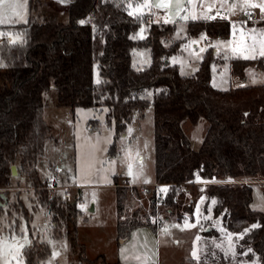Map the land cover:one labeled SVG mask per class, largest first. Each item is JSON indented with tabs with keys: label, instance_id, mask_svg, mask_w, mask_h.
<instances>
[{
	"label": "trees",
	"instance_id": "1",
	"mask_svg": "<svg viewBox=\"0 0 264 264\" xmlns=\"http://www.w3.org/2000/svg\"><path fill=\"white\" fill-rule=\"evenodd\" d=\"M137 1L69 0L63 6L45 0L66 10L67 20L62 22L54 12L34 18L31 10L43 1L28 0L25 22L0 24V29L6 30L0 33V188L20 185V181L32 187L34 196L29 198L47 211L53 236H65L79 257L83 247L75 235L77 200L61 199L45 187L35 167L43 143L50 137L42 93L52 84L59 105L104 108V120L116 135L133 111L141 116L151 103L154 180L164 185L160 208L181 224L199 225L198 261L264 264V211L249 205L250 182L206 184L202 204L204 210L208 205L211 213L199 219L192 212L193 198L183 207L185 215L178 211L177 200L186 185L193 188L200 180L264 178V81L228 88L213 86L209 80L211 64L221 58L212 45L206 46L193 72L180 74L178 64L169 57L178 51L181 38L164 42L173 34L174 23L155 22L144 13L129 15L128 3ZM230 24L227 19H188L186 36H223L229 33ZM142 25L143 35L137 36ZM135 47L149 51L148 63L142 68L131 64ZM225 60L229 73L241 78L247 64H264V56L229 55ZM93 64L100 75L98 82L92 81ZM201 116L206 121L205 130L199 147L193 149L182 121L194 123ZM114 151L112 141L108 152ZM11 163L17 167L16 174L10 172ZM112 178L117 237H127L136 225L155 230L149 218L153 196L148 198V213L135 207L122 214L127 190L134 194L137 190ZM20 191L0 192V212L6 206L7 214L24 216L30 230V214ZM31 238L22 247L23 264H41L49 248L36 236L31 234Z\"/></svg>",
	"mask_w": 264,
	"mask_h": 264
},
{
	"label": "rangeland",
	"instance_id": "2",
	"mask_svg": "<svg viewBox=\"0 0 264 264\" xmlns=\"http://www.w3.org/2000/svg\"><path fill=\"white\" fill-rule=\"evenodd\" d=\"M42 1L40 5L37 3V6L31 10L30 14L34 18L39 19L45 13L54 12L56 19L62 22L67 20L65 9H60L55 3ZM161 2L170 3L171 6L169 8L144 7L145 4ZM7 3L14 7L7 10L0 9V17L7 19V22L3 24H15L14 22L19 21V18L22 19V7L26 4L28 8V0H7ZM246 3L259 5L264 3V0H138L128 3L127 12L144 13L149 20L155 22L174 23L173 34L165 38L164 42L181 38L178 51L169 59L178 64L180 74H189L197 68V62L207 46L203 47L202 36L195 40L197 41L196 47L192 45L194 39L186 36V19L183 17L192 14L201 17L206 12L219 11L225 19H236L244 17L241 12L246 10L255 17L262 16L263 18L255 20L231 21L229 33L221 37L237 52H240L239 54L258 53L250 58L262 57L259 53L264 46V24L262 23L264 11H261L258 6L245 7ZM209 5L215 6L209 9ZM3 31L6 32L5 29H0V33ZM143 32L144 25L137 30L136 35L142 36ZM239 54L230 55L241 57ZM148 60V49L133 48L132 66L142 68ZM99 79L98 69L93 64L92 81L98 82ZM210 80L212 85L218 88L262 83L264 64L262 67L247 64L244 68V77L241 78L229 73L226 60L220 63L213 62L210 69ZM42 95L43 117L50 127V137L44 141L43 153L36 160L35 167L38 168L41 180L45 179L48 173L53 172L59 175L65 184L76 185L74 183L76 182L82 185V188L78 186L80 192L78 197L71 196V192L74 191V188H71L65 200H77L79 212L76 214L75 235L78 244L82 245L83 249L78 257V254L69 248L65 236H53L50 216L44 207L36 205L29 198V196H34L32 187L20 181V185L3 186L0 192L8 189L11 193L15 189H21L20 196L29 211L28 223L31 228L28 230L24 216H17L14 212L7 214V207L4 206V210L0 212V264H22V247L30 243L31 234L44 241L49 248V254L42 259L41 264H83L92 258H95V262L91 264H117L115 262L121 258L124 259L123 261L148 260L153 257L154 251L157 252L160 262L192 264L191 261L194 259L200 264H212L197 260L201 245L198 241L199 225L197 227L195 222L185 223V225L177 222L172 215L162 210L163 207L160 208V204L153 206L152 214L149 216L150 221L152 215L157 214L165 224L169 222V226L158 229L154 227L157 233H154L153 229L143 228L144 231L143 229L137 230L132 236L118 243L120 238L117 237L115 228L117 214L113 176L120 184L127 183L126 185H132L137 190V194L127 190L122 214L129 213L135 207H140L142 211L148 213L150 192H143L141 187L150 186L155 181L152 147L154 114L151 103L143 109L141 116L133 111L123 131L116 135L113 128L104 120V108L99 110L89 106H75L70 109L69 106L59 105L55 101L56 91L52 84L43 91ZM205 123V118L202 116L194 123L182 121V128L188 137L189 146L193 149L199 147ZM112 141L114 142V153L108 152V145ZM250 178L255 181L250 182L252 199L249 205L264 211V193H262L264 178ZM195 184L193 188L186 185L182 194L177 197L180 205L178 211L184 215L187 214L183 207L190 198H193L192 212L199 219L202 214L210 215L211 211L208 205L204 210L202 204L201 193L206 184L198 182ZM52 191L64 199L61 189L53 188ZM91 199L94 201L92 209H89ZM205 227L207 226L203 228ZM230 263L219 261L214 264Z\"/></svg>",
	"mask_w": 264,
	"mask_h": 264
},
{
	"label": "built area",
	"instance_id": "3",
	"mask_svg": "<svg viewBox=\"0 0 264 264\" xmlns=\"http://www.w3.org/2000/svg\"><path fill=\"white\" fill-rule=\"evenodd\" d=\"M241 13L244 15V17H238L235 20H238V21L245 20V19L255 20V17L252 14L248 13L246 10L242 11ZM207 14L210 17H215L214 19H225L219 11L207 12ZM207 20H212V19H207ZM233 181H242V180H240L238 177H234L233 179L216 178V179H212V180H200L197 182L198 183H200V182L217 183V182H233ZM242 182H244V181H242ZM44 183H45V187H47V188L61 189V194H62L64 199L68 198V196L71 192V188H74V191L71 192V196L73 198L78 197V195L80 194L79 189H78L79 188L78 185L65 184L64 182H62V179L59 175H56L53 173L49 174L45 177ZM141 190L143 192H150L149 195L153 196L155 206H157L158 204L161 203V198H162V194H163V190H164L163 183L154 181L153 183H151L150 186H146V185L142 186ZM151 222H153L154 227L157 229L170 225L169 222L167 224H165V222L162 220V218H160L157 214L152 215Z\"/></svg>",
	"mask_w": 264,
	"mask_h": 264
},
{
	"label": "crops",
	"instance_id": "4",
	"mask_svg": "<svg viewBox=\"0 0 264 264\" xmlns=\"http://www.w3.org/2000/svg\"><path fill=\"white\" fill-rule=\"evenodd\" d=\"M21 13H22V19H18L19 21H17V22H25L26 20H27V16H28V8L26 7V4L24 5V7H22V9H21ZM23 13L25 14V15H23ZM254 16V15H253ZM255 17V16H254ZM200 18H203V16H201ZM261 19V18H263L262 16L261 17H255V19ZM163 20H165L164 18H163ZM162 20V21H163ZM227 20H230V22L232 21V22H234V21H236L235 19H227ZM187 21V20H186ZM186 21H185V24H186ZM238 21V20H237ZM16 22V21H15ZM14 22V23H15ZM203 37L202 39H203V47L204 46H206V45H212L214 48H215V50H217V52H219V53H221L220 54V57L219 58H221V61L220 62H222L223 60H225V58L227 57V56H229L230 54H236V53H240V52H237V50H235L234 49V47H232L230 44H227L221 37L222 36H212V37H210V36H208V35H206L205 33H199L198 35H196L195 37H191V38H193L194 40L192 41V45L194 46V47H196V45H197V41H195L196 39H197V37ZM254 54H258V53H252V54H239V55H241V57H243V58H245V57H248V58H250V57H253V55ZM223 59V60H222ZM173 62H175V61H173ZM219 62V63H220ZM176 63V62H175ZM215 63V62H214ZM177 64V63H176ZM228 70H229V65H228ZM210 80V79H209ZM211 81V80H210ZM212 84V83H211ZM53 173V172H52ZM52 173H48V175L49 174H52ZM54 174V173H53ZM239 178V177H238ZM240 180H242V181H244V182H252V181H255L254 179H251L250 177L249 178H239ZM76 185H78L80 188H82V185L81 184H78V183H76V182H74ZM126 183V182H125ZM200 183H202V184H208V182H200ZM114 184V183H113ZM127 184V183H126ZM129 185V184H128ZM252 189V188H251ZM251 199H252V196H251ZM251 201V200H250ZM250 204V203H249ZM253 208V207H252ZM254 209H256V208H254ZM259 210V209H258ZM263 211V210H262ZM151 229L149 226H147V225H136V227H132L131 229H130V232H129V234H128V236L127 237H123V239L122 240H120V241H118V243H120L121 241H124V240H126L129 236H132V234L133 233H135L137 230H142V229ZM144 229H143V231H144ZM152 230V229H151ZM154 231V233H157V229L156 230H153ZM158 254H157V252H155L154 251V253H153V257H151V258H149L148 260H137V261H123L124 259L123 258H121L120 260H117L115 263H117V264H123V263H128V264H176V263H174V262H168V261H165V262H160L159 261V257L157 256ZM95 262V261H94ZM93 262V263H94ZM192 262V264H200L199 262H197V261H195L194 259L191 261ZM22 264H23V262H22ZM83 264H87L86 262H84ZM230 264H232V263H230ZM234 264V263H233Z\"/></svg>",
	"mask_w": 264,
	"mask_h": 264
},
{
	"label": "snow or ice",
	"instance_id": "5",
	"mask_svg": "<svg viewBox=\"0 0 264 264\" xmlns=\"http://www.w3.org/2000/svg\"><path fill=\"white\" fill-rule=\"evenodd\" d=\"M171 5L170 3H164V2H161V3H157V4H145L144 7H158V8H169ZM215 5H209V9H211L212 7H214ZM223 6V5H221ZM247 6H252V7H260L261 11H264V3H261L259 5H248L247 3L245 4V7ZM14 7L13 5L7 3V0H0V9H4V10H7L8 8H12ZM139 11V9H138ZM133 13H129V15H132ZM184 19H198L200 17L196 16L195 14H192L191 16H185L183 17ZM203 18L204 19H214L215 17H210L207 12L203 14ZM7 22V19L5 17H0V24H3V23H6ZM203 38V37H202ZM243 54V53H241ZM261 56H264V46H262L261 50H260V53H259ZM245 58H248V57H245ZM188 227H191V225H187ZM253 227H256L255 225H253ZM167 231V230H165ZM58 255V253L56 254Z\"/></svg>",
	"mask_w": 264,
	"mask_h": 264
},
{
	"label": "water",
	"instance_id": "6",
	"mask_svg": "<svg viewBox=\"0 0 264 264\" xmlns=\"http://www.w3.org/2000/svg\"><path fill=\"white\" fill-rule=\"evenodd\" d=\"M56 2H58V3H60L61 5H65V4H68L69 3V0H55ZM9 167H10V172H11V174H16V172H17V167H15V164L14 163H11L10 165H9ZM93 199H91V201H90V203H89V206H88V208L89 209H92V204H93ZM206 229H208V227H205ZM123 239V237H120V239H119V241L120 240H122Z\"/></svg>",
	"mask_w": 264,
	"mask_h": 264
}]
</instances>
